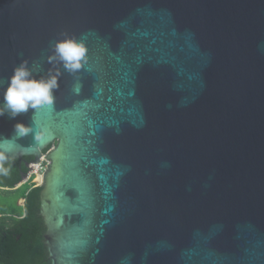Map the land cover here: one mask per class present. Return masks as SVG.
Here are the masks:
<instances>
[{
	"label": "water",
	"instance_id": "1",
	"mask_svg": "<svg viewBox=\"0 0 264 264\" xmlns=\"http://www.w3.org/2000/svg\"><path fill=\"white\" fill-rule=\"evenodd\" d=\"M65 37L76 74L50 59ZM23 61L59 87L0 117V165L55 145L52 264H264V0H0V104Z\"/></svg>",
	"mask_w": 264,
	"mask_h": 264
},
{
	"label": "trees",
	"instance_id": "2",
	"mask_svg": "<svg viewBox=\"0 0 264 264\" xmlns=\"http://www.w3.org/2000/svg\"><path fill=\"white\" fill-rule=\"evenodd\" d=\"M52 145L45 153H48ZM32 157L0 165V264H52L40 216L42 188L19 186Z\"/></svg>",
	"mask_w": 264,
	"mask_h": 264
},
{
	"label": "clouds",
	"instance_id": "3",
	"mask_svg": "<svg viewBox=\"0 0 264 264\" xmlns=\"http://www.w3.org/2000/svg\"><path fill=\"white\" fill-rule=\"evenodd\" d=\"M86 45L75 38L65 37L57 41L53 47V55L50 59H58L65 71L70 74L78 73L87 61ZM59 87L58 74L49 73L47 78L37 79L27 61L21 62L13 69L8 80V85L3 93V101L0 104V117L7 115L9 119H17L21 114L28 113L42 107H51L55 103V90ZM17 137L34 136L36 142H41L46 133L41 130L35 132L30 125L17 123L14 125ZM5 159V154L0 152V160Z\"/></svg>",
	"mask_w": 264,
	"mask_h": 264
},
{
	"label": "built area",
	"instance_id": "4",
	"mask_svg": "<svg viewBox=\"0 0 264 264\" xmlns=\"http://www.w3.org/2000/svg\"><path fill=\"white\" fill-rule=\"evenodd\" d=\"M48 153H45L37 164H29V167H31L32 170H29V173L26 175V178L19 186L30 184L32 189L42 186L43 175L48 171V166L50 164V161L45 158Z\"/></svg>",
	"mask_w": 264,
	"mask_h": 264
}]
</instances>
